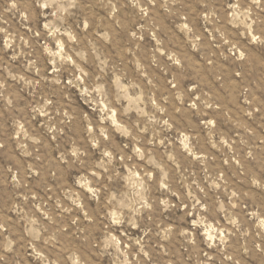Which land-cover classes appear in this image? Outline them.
<instances>
[{"label":"rangeland","instance_id":"374dc122","mask_svg":"<svg viewBox=\"0 0 264 264\" xmlns=\"http://www.w3.org/2000/svg\"><path fill=\"white\" fill-rule=\"evenodd\" d=\"M0 264H264V0H0Z\"/></svg>","mask_w":264,"mask_h":264},{"label":"bare ground","instance_id":"6f19581e","mask_svg":"<svg viewBox=\"0 0 264 264\" xmlns=\"http://www.w3.org/2000/svg\"><path fill=\"white\" fill-rule=\"evenodd\" d=\"M210 234V233H209Z\"/></svg>","mask_w":264,"mask_h":264}]
</instances>
